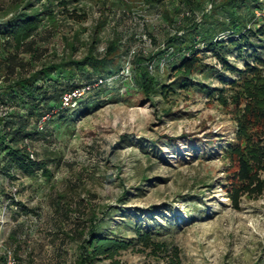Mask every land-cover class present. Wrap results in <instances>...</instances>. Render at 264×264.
<instances>
[{
    "label": "rangeland",
    "instance_id": "rangeland-1",
    "mask_svg": "<svg viewBox=\"0 0 264 264\" xmlns=\"http://www.w3.org/2000/svg\"><path fill=\"white\" fill-rule=\"evenodd\" d=\"M31 1L35 7L44 3ZM196 1L199 6L188 7L178 0H79L68 9L86 14L84 21L58 7L52 9L53 18H44L36 37L42 53L32 65L26 63L28 55L20 54L26 63L22 73L43 63L80 60L96 37L95 50L103 55L119 35L122 41L111 57L112 66L119 68L130 60L137 85L94 95L88 113L69 112L28 141L37 159L47 162V174L16 172L13 182L0 175V188L7 194L0 201V254L11 253L14 264H74L76 244L65 233L94 212L96 222L105 223L104 231L132 220L160 232L159 239L171 240L180 248L182 264H264V195L245 198L236 210L223 189V152L235 131L231 109L199 91L179 89L168 98L157 94L146 99L139 87L140 69L147 66H158L152 76L162 84H173L181 77L171 73L169 53L175 49L169 47L165 53V44L184 32L195 39L204 63L221 69L214 54L204 51L199 34L190 30L213 5L225 0ZM16 6L24 7V0H0V22L12 16ZM261 11L243 9L241 14L254 27L259 21L252 23L253 14L264 18ZM214 14L227 20L222 8ZM209 27L222 28L216 23ZM0 53L7 55L3 46ZM252 54L251 50L237 57L234 51L227 60L243 69L253 62ZM190 78L210 90L222 85L217 75ZM223 78L233 79L228 74ZM6 111L0 103V114ZM59 195H65L61 213L56 211ZM13 232L15 240L10 238ZM127 236L132 238L133 231ZM117 260L153 264L133 247ZM94 264L113 263L102 259Z\"/></svg>",
    "mask_w": 264,
    "mask_h": 264
},
{
    "label": "trees",
    "instance_id": "trees-1",
    "mask_svg": "<svg viewBox=\"0 0 264 264\" xmlns=\"http://www.w3.org/2000/svg\"><path fill=\"white\" fill-rule=\"evenodd\" d=\"M36 1L44 3L35 7L31 0H24V7L16 6L14 14L0 22V46L7 52L5 56L0 53V93L4 94V97L0 96V103L7 110L0 114V175L12 182L16 180V172L33 176L42 170L47 174V162L37 159L28 142L37 133L42 134L51 123L69 112L73 115L88 113L92 110V100L96 94L125 91L126 84L137 85L134 75L129 81L121 79L114 83L113 85L121 83L117 87L100 85L81 98L76 108H62V97L67 92L91 86L100 78L109 79L119 73L122 65L119 68L113 67L111 57L118 50L122 38L119 35L114 37L103 55L95 50L99 42L96 37L89 46L88 53L80 60L70 57L57 64L43 63L38 69L33 66L32 70L22 73L21 67L26 63L32 65L40 58L42 50L36 37L44 18L54 17L52 9L58 7L78 22L86 19V14H76L77 8L72 12L68 9L72 1L78 4L79 0ZM154 1L158 3L161 0ZM210 1L213 3V0ZM178 2L188 7L199 6L196 0ZM263 5L264 0H225L219 6L213 5L210 12L204 13L200 23L191 25L190 32L199 34L204 51L214 54L221 69L204 63L205 57L197 49L195 39L186 32L175 34L165 44H168L165 53L169 52V47L175 49L169 55L173 57L170 59L171 73L181 76L176 82L169 85L158 82L152 76L158 66H152L153 71L149 70V66L144 70L140 69L139 87L146 99L157 94L168 98L179 89L186 93L199 91L207 94L210 101L231 109L235 131L223 152L226 166L223 189L236 210L240 209L245 198L256 200L264 195V18L253 14L255 19L252 23L259 21V24L250 27L241 14L243 9L254 11L257 8L263 12ZM218 8H222L228 15L226 21L215 16L214 11ZM215 23L222 28L218 31L209 29ZM70 48L73 52L76 50L73 45ZM251 50L253 54L250 58L254 57V60L248 62L243 69L227 60L231 52L235 51L237 57H241ZM20 54L28 55V62H23ZM153 61L152 57L149 63ZM198 74L205 77L217 75L221 87L210 90L207 86L191 83L190 77ZM226 74L233 79L225 80L223 77ZM46 116L49 119L40 128L42 119ZM6 195L4 189L0 188V201ZM64 198L65 195L58 196V213H61V200ZM97 218L94 212L88 213L85 220L79 219L75 223L71 233H65L76 244L74 264H94L102 259L120 264L117 258L131 247L150 258L153 264L183 263L180 248L171 240L159 239L160 232L139 227L132 220L118 225L116 230L104 231L105 223L101 226L96 222ZM130 230L133 231L132 238L127 236ZM10 238L16 239L15 232ZM5 262L6 254H0V264Z\"/></svg>",
    "mask_w": 264,
    "mask_h": 264
},
{
    "label": "built area",
    "instance_id": "built-area-1",
    "mask_svg": "<svg viewBox=\"0 0 264 264\" xmlns=\"http://www.w3.org/2000/svg\"><path fill=\"white\" fill-rule=\"evenodd\" d=\"M134 54V51L131 52V55ZM150 71H153V67L150 66L149 67ZM133 78V71H132V66H131V61H127L126 63H124V66H122L121 70L119 71V73L117 75H115L112 78L109 79H98L96 83H94L91 86H86L84 88L81 89H76L72 92H67L66 94H64V96L62 97V108L65 109H73L76 108L78 106V102L81 98H83L84 96H86L93 88H97L100 85H111L116 83L117 81L124 79V80H131ZM47 119H49V116H46L42 119V123L40 124V128L43 127V122L46 121ZM0 249H1V245H0ZM5 264H14L12 257H11V253H7L6 254V262Z\"/></svg>",
    "mask_w": 264,
    "mask_h": 264
}]
</instances>
